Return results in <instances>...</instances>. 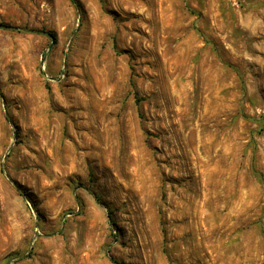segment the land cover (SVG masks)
Masks as SVG:
<instances>
[{
    "label": "rangeland",
    "instance_id": "374dc122",
    "mask_svg": "<svg viewBox=\"0 0 264 264\" xmlns=\"http://www.w3.org/2000/svg\"><path fill=\"white\" fill-rule=\"evenodd\" d=\"M254 170L264 0H0V264H264Z\"/></svg>",
    "mask_w": 264,
    "mask_h": 264
},
{
    "label": "trees",
    "instance_id": "16d2710c",
    "mask_svg": "<svg viewBox=\"0 0 264 264\" xmlns=\"http://www.w3.org/2000/svg\"><path fill=\"white\" fill-rule=\"evenodd\" d=\"M76 6H78L77 4H76ZM49 34H51V35H53L54 36V33L52 32V31H49ZM254 173H255V175H256V177H257V179L264 185V174L263 173H261V172H259V171H255L254 170ZM19 189V191H20V188H18ZM21 192V194L22 195H26V193L25 192H23V191H20ZM95 199H96V201L98 202V203H101L102 201L99 199V197H95Z\"/></svg>",
    "mask_w": 264,
    "mask_h": 264
},
{
    "label": "water",
    "instance_id": "95a60500",
    "mask_svg": "<svg viewBox=\"0 0 264 264\" xmlns=\"http://www.w3.org/2000/svg\"><path fill=\"white\" fill-rule=\"evenodd\" d=\"M2 27H7V28H16V27H12V26H6V25H3ZM16 29H18V28H16ZM31 31H35V32H43V33H45V34H47V35H49V37H50V44H49V48L52 46V44L54 43V36L53 35H51V34H49V32L48 31H39V30H31ZM44 73V72H43Z\"/></svg>",
    "mask_w": 264,
    "mask_h": 264
}]
</instances>
